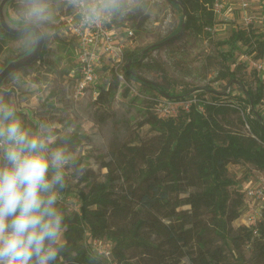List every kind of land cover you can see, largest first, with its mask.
Listing matches in <instances>:
<instances>
[{
	"label": "trees",
	"instance_id": "trees-1",
	"mask_svg": "<svg viewBox=\"0 0 264 264\" xmlns=\"http://www.w3.org/2000/svg\"><path fill=\"white\" fill-rule=\"evenodd\" d=\"M177 1L173 5L180 8L185 23L184 32L177 37L185 32L195 36L213 33L209 29L217 25L213 11L216 0ZM180 30L181 26L177 33ZM61 41L67 54L75 56V40ZM47 44L46 39L38 61L46 56ZM217 44L227 47L220 52L225 62L221 78L228 84L237 82L245 99L240 105L197 100L189 110L180 108L177 115L168 118L159 117L154 110V99L161 97L148 99L153 112L150 110L141 125L149 124L156 134L126 141L114 149L100 164L107 169L105 179L94 180L87 190H59L66 196L74 195L80 210L70 211L66 202L58 201L68 229L54 264H103L89 251L94 239L113 243L118 264H142L133 261L139 256L150 264H180L184 258L190 264H222L223 247L213 245V236L231 251L250 246L264 260V221L258 226V236L245 225L233 227L241 219L247 200L245 190L231 189L236 182L229 173L231 165L242 163L264 171V119L259 110L264 105V80L256 74V87L249 86L239 77L243 67L237 63V52L242 49L255 60H264V30L237 28ZM126 62L130 79L136 76L141 60L126 53ZM110 70L113 80L98 86L95 102L101 108L111 106L119 84ZM156 88L165 98H187ZM245 125L249 131L243 129ZM132 251L135 253L130 254Z\"/></svg>",
	"mask_w": 264,
	"mask_h": 264
},
{
	"label": "rangeland",
	"instance_id": "rangeland-1",
	"mask_svg": "<svg viewBox=\"0 0 264 264\" xmlns=\"http://www.w3.org/2000/svg\"><path fill=\"white\" fill-rule=\"evenodd\" d=\"M224 2L227 4L224 14L230 16L228 19L223 14L217 16V25L210 36H195L185 32L180 37L172 38L182 23L179 7L169 0H124L122 11L112 16L116 22L122 23V28L117 27L116 22L112 23L119 32L125 31L124 35L128 29H133L135 36L126 53L134 54L138 60L145 59L136 68V76L129 79L130 85L118 84L111 106L101 108L95 102L98 93L95 95L93 88L81 99H74L73 70L77 69V60L75 56L67 54L61 41L68 38L66 34L63 35V31H66L64 19L72 6L68 0H47L49 19L38 24L47 39V54L41 61L12 76L8 86L19 85L25 94H29L24 99L30 100L22 103L23 109L31 113L30 119H25L24 126L39 132L42 123L49 125L57 138L53 146L63 145L71 153L72 162L65 170L64 189L67 192L87 190L94 180H104L107 169L100 164L108 160L110 153L126 141H139L156 134L149 124L141 123L149 112H153V105L145 96L165 98V94L157 91V86L171 95H184L188 99L208 102L217 99L236 105L242 103L246 96L241 87L237 82L228 84L220 74L225 63L220 52L227 50V47H219L217 43L242 26L239 19L240 1ZM248 2L250 12L256 17L253 27L263 31V0ZM12 3L14 23L20 22L18 19L25 21L21 15L25 7L23 0H14ZM2 31L0 27V71L9 60L26 54L36 44L31 32L6 35ZM257 62L243 49L237 52V63L243 67L238 75L253 88L256 87V74L264 80V69L259 70ZM110 67L108 64L101 70L98 86L113 80ZM259 110L264 119V105ZM243 129L249 131L246 125ZM229 173L237 185L231 189L242 192L256 183L258 177L264 176V171L244 163L231 165ZM243 223L240 219L233 223V227L237 229ZM213 238L215 247H223L222 264H264L260 254L252 247L245 246L239 251H231L219 239ZM89 251L93 252L91 247ZM134 253L132 251L130 254ZM133 261L150 264L144 256L134 258ZM180 264H190V261L184 258Z\"/></svg>",
	"mask_w": 264,
	"mask_h": 264
},
{
	"label": "clouds",
	"instance_id": "clouds-1",
	"mask_svg": "<svg viewBox=\"0 0 264 264\" xmlns=\"http://www.w3.org/2000/svg\"><path fill=\"white\" fill-rule=\"evenodd\" d=\"M30 27L49 19L47 0H23ZM83 23L122 11L124 0H68ZM35 30V29H32ZM39 38V36H38ZM49 125L26 128L13 103L0 96V264H54L68 225L58 207L72 155Z\"/></svg>",
	"mask_w": 264,
	"mask_h": 264
},
{
	"label": "built area",
	"instance_id": "built-area-1",
	"mask_svg": "<svg viewBox=\"0 0 264 264\" xmlns=\"http://www.w3.org/2000/svg\"><path fill=\"white\" fill-rule=\"evenodd\" d=\"M155 1L152 0V2ZM239 1L241 9L239 19L242 24L240 28L250 30L256 23V17L250 12L248 0ZM226 5L224 0L215 1L213 11L216 17L223 14L226 19L229 18L230 15L224 14ZM112 16L113 14H105L98 22L85 24L80 9L72 6L71 12L64 19L66 26V31H63L64 34L68 36V39H74L76 42L75 59L77 60V69L73 70V77L75 78L73 97L75 100L84 97L92 88L95 95L98 93L101 70L108 64L111 65L110 68L113 69L119 85H130L126 75L127 62L125 57L126 50L132 44L135 34L133 29H128L127 34L120 35L119 30L115 29L116 27L112 23ZM209 30L214 32L215 28ZM256 66L259 70L264 69V60H258ZM154 100L156 102L154 110L161 118L177 115L180 108L189 110L190 106L197 102V99L159 98ZM200 109L203 110V106H200ZM255 182L245 188L247 206L241 219L244 222L242 225L251 228L253 236H258V226L264 221V176L258 177ZM59 201L66 202L70 211L80 210L79 202L74 195L66 196L60 193ZM90 247L93 251L92 254L102 259L103 264H118L113 254V243L107 240L94 239L91 241Z\"/></svg>",
	"mask_w": 264,
	"mask_h": 264
},
{
	"label": "water",
	"instance_id": "water-1",
	"mask_svg": "<svg viewBox=\"0 0 264 264\" xmlns=\"http://www.w3.org/2000/svg\"><path fill=\"white\" fill-rule=\"evenodd\" d=\"M13 1L14 0H2L1 1L0 3V26L5 31L9 32L10 34H14V35H18V34L25 33V32H32L36 40L35 47L31 51L20 56L19 58L9 61L0 71V94L14 95L15 102L18 106L19 105V102H18L19 93H18L17 88L13 86L10 89H5L3 85L6 79L10 75H12L13 73L21 69L31 67L39 60L44 50V47H45L46 36L38 24L31 25L30 27V25L27 22L21 21L22 19H18L20 20V22H17L19 24L14 23L16 21L12 20L8 15V10L10 8V5H12ZM169 1L172 4H177L178 2L177 0H169ZM183 14H185V12H183ZM17 27H20V28H18V30L15 31ZM32 29H35V30H32ZM184 29H185V23L183 22L181 24L180 32L174 35L172 38H175L178 35L182 34L184 32Z\"/></svg>",
	"mask_w": 264,
	"mask_h": 264
},
{
	"label": "crops",
	"instance_id": "crops-1",
	"mask_svg": "<svg viewBox=\"0 0 264 264\" xmlns=\"http://www.w3.org/2000/svg\"><path fill=\"white\" fill-rule=\"evenodd\" d=\"M8 15H9V17L12 19V20H14V18L12 17V15H13V13H12V6L10 5V8H9V10H8ZM32 33V32H31ZM125 33V32H124ZM124 33L123 32H119V34L120 35H122V36H124ZM34 35V34H33ZM34 38H35V36H34ZM122 39V38H121ZM13 60V59H12ZM9 61H11V60H9ZM8 61V62H9ZM21 70H23V69H21ZM20 71V70H19ZM19 71H16L15 73H13L12 75H10L7 79H6V81H5V83H4V85H3V87L5 88V89H10L11 87H16L17 88V90H18V93H19V95H18V102H19V105L17 106V104H16V102H15V97H14V95H7V94H0V96H3L4 97V99L5 100H8V101H10L11 103H13L14 105H15V107H16V110H17V116L23 121V124H24V122H26L25 121V119H30V117H31V113H30V111L29 110H26V109H23V106H22V103L24 104V102L25 101H29L30 99L29 98H27V99H24L25 97H27L29 94L27 93V94H25V91H23L21 88H20V86L19 85H10V86H8V81L12 78V76H14L17 72H19ZM28 87V86H27ZM31 90V89H30ZM32 95H30L29 97H31ZM12 100H13V102H12ZM27 115V116H26ZM23 116H25V117H23Z\"/></svg>",
	"mask_w": 264,
	"mask_h": 264
}]
</instances>
